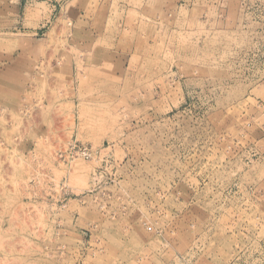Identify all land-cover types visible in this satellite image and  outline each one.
<instances>
[{
    "label": "rangeland",
    "instance_id": "obj_1",
    "mask_svg": "<svg viewBox=\"0 0 264 264\" xmlns=\"http://www.w3.org/2000/svg\"><path fill=\"white\" fill-rule=\"evenodd\" d=\"M0 264H264V0H0Z\"/></svg>",
    "mask_w": 264,
    "mask_h": 264
},
{
    "label": "built area",
    "instance_id": "obj_2",
    "mask_svg": "<svg viewBox=\"0 0 264 264\" xmlns=\"http://www.w3.org/2000/svg\"><path fill=\"white\" fill-rule=\"evenodd\" d=\"M85 158L89 157L90 152L86 148L80 149L79 151Z\"/></svg>",
    "mask_w": 264,
    "mask_h": 264
}]
</instances>
